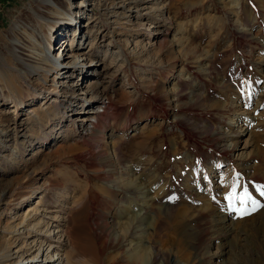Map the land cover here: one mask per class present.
I'll use <instances>...</instances> for the list:
<instances>
[{
    "label": "rangeland",
    "instance_id": "obj_1",
    "mask_svg": "<svg viewBox=\"0 0 264 264\" xmlns=\"http://www.w3.org/2000/svg\"><path fill=\"white\" fill-rule=\"evenodd\" d=\"M65 1L0 0L5 264H264V0ZM94 108L113 116L103 132ZM134 173L160 199L127 226ZM86 181L97 195L76 192Z\"/></svg>",
    "mask_w": 264,
    "mask_h": 264
},
{
    "label": "bare ground",
    "instance_id": "obj_2",
    "mask_svg": "<svg viewBox=\"0 0 264 264\" xmlns=\"http://www.w3.org/2000/svg\"><path fill=\"white\" fill-rule=\"evenodd\" d=\"M54 1H56L61 7H63L64 6V8H65V6H67V1H65V0H54ZM43 4V3H42ZM48 8V7H47ZM56 14H59V12L57 11V13ZM51 15H53V14H50L49 16H50V18H52V16ZM53 16H57L54 20H57V19H59V17H58V15H53ZM64 20L65 21V19L64 18H60V20ZM67 20V19H66ZM48 23H46V24H44V27H47V31H46V33H45V37H46V39H47V45H46V48H48L49 50H51L52 49V47H53V42L54 41H57V39L54 37V35H53V32L55 31V27L57 26V24L56 23H51L50 22V20H49V18H48V21H47ZM70 23H72V22H70ZM70 23H67L66 24V27L68 26H71V25H74V24H70ZM37 24L38 25H43L41 22H39L38 20H37ZM76 26V25H75ZM189 45H190V43H189ZM67 46H69V45H67ZM66 46V47H67ZM30 48V47H29ZM51 48V49H50ZM35 50H37V49H35ZM27 52H29V50L27 51ZM50 52V51H49ZM194 53H195V51H194ZM49 60V59H48ZM50 69H53V66H50L49 67ZM38 87V86H37ZM38 88H41V87H38ZM17 91H19L18 93H22V89L21 90H19V89H17ZM39 92H40V95H43L45 92L47 93V92H49V96L47 97V98H50V100L51 99H53V97L54 96H50V95H53V93H56V91L55 90H52L51 91V89H46V88H42L41 90L39 89ZM27 93H29V92H27ZM29 94H31L32 96H33V99H32V101H34V100H36L37 98H39V95H38V93H29ZM20 96H23V94H21V95H18L17 94V97H18V99H22L23 100V97H20ZM46 98V99H47ZM50 100H49V102H50ZM49 102H46V103H44V105H46V104H48ZM53 102H55L56 103V101H53ZM18 104H15L14 103V105H13V108H16L15 106H17ZM55 105V106H54ZM52 107L53 108H57L58 107V105L57 104H54ZM97 108H104V107H97ZM97 108L95 109H93V111H89V114H91V115H94V116H92V118L91 119H89V120H86V122H91V126H92V128L93 129H97V130H99V131H102L103 130V128H102V120H104V121H106V122H108V121H110L111 119H113V116H110L109 117V115L108 116H106V115H102V116H98V114L99 113H104L106 110H107V107L105 108V110L104 111H102V112H100V111H98L97 110ZM52 109V108H51ZM97 110V111H96ZM16 112V111H15ZM54 112V111H53ZM39 115V114H38ZM41 118H42V116H41ZM45 119L44 118H42V122L44 121ZM47 121V120H46ZM85 121V120H84ZM33 122L34 123H36V120H35V118H33ZM44 123V122H43ZM40 124V123H39ZM103 132V131H102ZM151 137V135H142V139L140 140V142L139 143H137V148L136 149H128L129 151H128V154H127V156H126V159H128V160H130V162H140V164H141V166H143V164L145 163V159L143 158V157H141V154L143 153V152H147V150H148V143L146 142L149 138ZM151 139V138H150ZM260 139V138H259ZM119 144L120 143H118L117 141L116 142H114V148H113V151H114V153H115V159H117V161L119 162V163H121L122 162V160L123 159H121V157H120V154H119V149H120V147H119ZM235 146H237L236 144H235ZM100 153V152H99ZM102 153V155L105 153L104 151L103 152H101ZM89 154L91 155V156H95V154H96V152L94 151V149L91 147V151H89ZM122 155H123V152L121 153ZM124 159H125V156H124ZM131 172H133V171H131ZM81 176V174L80 173H77L76 174V178L77 177H80ZM134 176H135V173H134ZM77 180V179H76ZM72 181L73 182H75V179L73 178L72 179ZM131 181H132V179H131ZM133 181L134 182H132L133 183V185L136 187V189H135V191L137 190V191H139V193H140V199H141V203L142 204H140V205H138V203H136L135 201H131L128 205L126 204L125 205V207H124V210H123V212H122V214H121V217L119 216V218H122L123 220H124V222H121L120 224H122V225H127V226H132L133 224H135V221L138 219V217H140V216H142V213H143V211L145 210V209H147V208H149L151 205H153V204H155V203H157L156 201L157 200H159L160 199V196H158L157 195V191L156 190H154L153 188V185L151 184V183H148L147 181H145L144 180V178H143V175L142 174H137L136 173V176H135V178H133ZM87 183H77L78 185H77V188H76V192H81L83 195H84V193L86 194L87 193V190L89 189V193H90V195H92V196H95V195H97L96 194V189H94V188H92L91 187V185L89 184V182L88 181H86ZM128 182H129V180H128ZM131 183V182H130ZM89 184V185H88ZM129 183H127L126 182V184H123V186L124 185H128ZM88 186H89V188H88ZM129 187V186H128ZM88 188V189H87ZM109 191H111V190H114V188L113 187H111L110 185L108 186L107 185V187H106ZM134 190V189H133ZM135 193V192H134ZM227 193V192H226ZM225 193V194H226ZM87 195V194H86ZM111 197H113V196H111ZM113 198H115V197H113ZM102 199V198H101ZM105 200H107V201H109V202H111V198L110 199H107V198H104ZM113 200V199H112ZM115 201V200H114ZM38 205L37 206H39V205H41L42 204V202H41V200H39L38 202ZM95 206H96V201L94 200V199H92L91 201H90V205H89V207L88 208H81V210H80V212L81 211H83V212H86L88 215L90 214V215H93L94 214V209H95ZM66 209H70L68 206L66 207ZM34 211H36V213L37 214H40L39 213V208L38 207H35V209H34ZM90 217V216H89ZM97 218V217H96ZM75 224V223H74ZM97 224H99V222L98 221H94V224L93 225H97ZM117 224V223H116ZM29 226H30V223H29V221H27V224H25V226H24V228L25 229H29ZM74 225H73V230H74ZM124 231H126V229L124 228ZM126 234H127V232H126ZM146 238H148V237H146ZM144 240H145V238L143 237L142 239H141V242L139 243V244H136V246L138 247V248H142V250H140V251H138V252H136V253H133L134 255H130L129 257V260L130 261H135V260H140V259H142V257H140L139 255H138V253H140L141 251H144V252H148V248H146V246L145 245H143L142 243L144 242ZM68 241H69V243L71 244V245H73V240H72V238L69 236L68 237ZM135 245V244H134ZM133 245V246H134ZM146 253H145V260H146V256L148 255L149 257H150V254H147L146 255ZM137 254V255H136ZM58 255H59V253H54V254H52V256H51V261L50 262H53L54 264L56 263V262H58V261H62V260H65L68 264H76V262L75 263H71L70 261H71V259H72V257H73V253H70V254H67V253H65L64 254V259H61V256L60 257H58ZM58 258H57V257ZM7 258H10L9 256H7V255H5L4 254V252H0V264H5L6 263V261H7ZM61 261H60V264H61ZM83 262H85V259H83ZM151 263V260L150 259H148V263L147 264H150ZM79 264H81V261H79ZM146 264V263H145Z\"/></svg>",
    "mask_w": 264,
    "mask_h": 264
},
{
    "label": "snow or ice",
    "instance_id": "obj_3",
    "mask_svg": "<svg viewBox=\"0 0 264 264\" xmlns=\"http://www.w3.org/2000/svg\"><path fill=\"white\" fill-rule=\"evenodd\" d=\"M243 202V201H242ZM241 214H244L243 212Z\"/></svg>",
    "mask_w": 264,
    "mask_h": 264
}]
</instances>
